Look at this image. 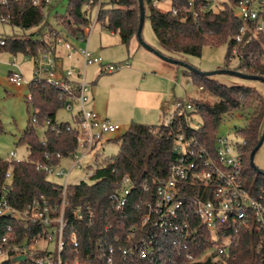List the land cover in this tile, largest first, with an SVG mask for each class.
<instances>
[{"label":"trees","instance_id":"obj_1","mask_svg":"<svg viewBox=\"0 0 264 264\" xmlns=\"http://www.w3.org/2000/svg\"><path fill=\"white\" fill-rule=\"evenodd\" d=\"M88 0H67V12L56 16L57 25L61 31L47 19L45 9L47 0H0V16H10V23L24 31L34 29L29 34L13 36L0 35L6 41L0 46V52L12 54L37 53L46 44L50 31L59 35L76 37L89 24L84 16L83 6ZM98 1V0H94ZM218 11H202L197 19L191 15L180 13L174 15L152 5L151 0H144L146 16L149 9V19L153 31L159 38L161 49L166 56L186 53L200 56L205 45L213 47L228 44L226 54L227 66L234 57L233 49L237 48L239 58L237 70L257 74L264 77V32L241 42L235 40L241 21L234 14L231 6L237 0H229ZM101 25L113 32H118L121 42L129 45L134 37L140 21L139 0H104L99 16ZM138 39V37H137ZM141 45V43H140ZM184 74L191 76L192 82L201 92H208L218 98L211 103L195 100V111L199 114L202 125L199 129L189 126L185 117H177L171 124H146L132 121L128 129L116 138H110L119 144V152L114 156H105L97 160L95 173L90 180L73 183L67 191L66 214L82 207L94 214L91 221L85 217L75 221L73 232L79 241V256L83 261L91 256L99 259L97 246L101 239L107 237L109 243H115V235L125 238L132 227H135L146 212V204L154 197L155 182L167 177L171 164L176 160L174 150V132L183 127L194 135L212 154L216 152L218 130L224 115L236 110H243L246 125L236 129L235 134L245 140L242 148L243 170L247 176L246 183L252 192L264 199V175L254 169L250 163V155L258 145L264 130V95L257 89L243 84L228 85L213 76H204L186 68ZM30 96H27L34 108V113L19 139V144L26 145L29 155L26 159L17 161L0 156V188L5 182L6 173H11L13 189L9 199L18 208H24L34 198L44 197L52 206H57L62 200V185L48 179V174L36 168L37 162L60 161L63 157L77 151L76 127L69 121L58 122L57 113L64 108V102L59 99L56 87L40 83L29 85ZM36 120V123L33 122ZM50 120L51 124L46 125ZM52 126L57 128L52 129ZM44 127L40 136L37 128ZM3 121L0 117V133L3 131ZM49 154V157H47ZM131 179V193L123 211L117 210L113 195L125 187L124 176ZM148 190H145V187ZM192 226L197 231L174 232L160 236L156 255L137 258L134 264H259L262 249L258 247L260 235L252 228L240 227L235 231L229 253L221 259L213 256L206 261L190 262L185 252L190 250L194 256H199L205 249L222 244V237L213 239L211 231L192 217ZM4 223H12L17 230L21 224L5 219ZM106 226L108 229L106 230ZM71 227L68 230L70 234ZM125 242V241H124ZM72 245L68 242V249ZM117 264H127L121 256L116 257ZM5 264H14L6 261ZM26 264V263H20Z\"/></svg>","mask_w":264,"mask_h":264},{"label":"built area","instance_id":"obj_2","mask_svg":"<svg viewBox=\"0 0 264 264\" xmlns=\"http://www.w3.org/2000/svg\"><path fill=\"white\" fill-rule=\"evenodd\" d=\"M102 1L88 0L84 3V16L89 24L76 37L59 35L50 31L46 44L37 53H22L25 61L32 62V79H28L14 54L9 72V81L16 85L45 83L59 91V99L64 102L65 110L73 114L76 127L77 151L66 157L58 154L60 161L37 162L36 168L62 179V200L52 206L44 197L34 198L24 208L12 204L9 195L13 189L11 173L7 172L5 182L0 188V264L12 261L14 264H117L119 255L127 264H134L136 259L156 255L159 238L174 232L197 231L192 226V217L211 231L212 238L222 237V244L205 249L199 256L188 250L185 257L188 261H206L213 256L219 260L229 253L235 231L240 228H252L259 233L258 247L262 249L258 263L264 264V199L256 196L247 185V176L243 170L242 148L245 140L240 142L218 135L216 152L212 154L203 144L183 127L174 132V150L176 160L171 164L166 178L155 182L154 197L146 204V212L140 222L130 229L125 238L115 235V243H109L107 237L101 239L97 251L99 259L88 256L84 261L77 256L79 241L73 232L75 221L85 217L92 220L91 210L75 209L69 217L66 214L67 191L71 184L69 177L75 167L84 169L83 162L90 161L85 168V179L90 180L95 173L97 160L105 157L98 146L109 141L111 135L121 129L118 123L102 116L90 108L92 99V82L87 70L91 66H99L101 73H113L131 66L126 61L109 62L96 54L90 47L91 35L95 26L100 23ZM6 0H2L5 3ZM49 4V0H47ZM169 2L167 10L160 5ZM153 6L174 15L185 13L197 19L202 11H218L229 0H151ZM234 14L241 21L239 32L235 35L237 42L248 40L264 31V0H237L231 4ZM1 22L11 21V17L0 16ZM6 41L0 37V46ZM85 44L81 46L82 44ZM233 53H237L234 47ZM30 96V94H29ZM195 111L193 101L187 97L175 100L174 109L166 124L173 123L177 117H185L189 126L199 129L202 120ZM36 123V120H33ZM51 124L48 120L46 125ZM57 128L52 126V129ZM49 157V154H47ZM10 158L17 161L16 151ZM72 161L69 169L63 167L64 161ZM80 180V181H82ZM79 181V182H80ZM125 187L112 197L116 209L123 211L131 193L130 176L123 179ZM148 190V187H145ZM5 219L21 224L17 230L12 223H4ZM71 227L70 234L68 230ZM108 226H106V230ZM125 241V242H124ZM68 242L72 245L68 249ZM211 252L202 258L204 253ZM25 255L24 261H15L18 256Z\"/></svg>","mask_w":264,"mask_h":264},{"label":"rangeland","instance_id":"obj_3","mask_svg":"<svg viewBox=\"0 0 264 264\" xmlns=\"http://www.w3.org/2000/svg\"><path fill=\"white\" fill-rule=\"evenodd\" d=\"M160 7L167 10L169 2L161 4ZM45 12L48 21L64 32V29L57 25L56 16L66 14L67 0H49ZM148 15L149 9L147 8V18L143 26L142 37L147 44L158 50L161 49V43L153 31ZM261 23L264 26V17H262ZM33 31L34 29L24 31L9 22L0 21V35L13 36L15 34H29ZM83 45L85 44L83 43L81 46ZM94 45H102L110 49L120 59L118 61L128 60L130 63L132 62V68L139 67L143 70L137 74H124L127 71L124 68L113 73H103L92 84L95 109L102 116L121 126L119 132L111 135L110 138H116L123 134L132 121L146 124L166 123L173 112L174 103L177 98L182 99L187 97L193 103L195 100L211 103L218 100L217 97L208 92H201L199 87L192 82L191 76L184 74V70H186L184 66L162 59L153 51L140 45L137 37H134L129 45L123 44L118 32H113L98 23L91 35L90 47L93 49ZM227 50V43L216 47L205 45L200 56L186 53H179L174 56L176 57L175 59L184 61L202 71H215L227 66ZM13 56L14 54L10 52H0V117L4 126L3 131L0 133V156L4 159H9L11 152L16 151L18 159H26L29 155L28 147L19 144V139L34 113V108L32 103L27 99V96L30 94L29 86H16L9 81L8 75L13 69L11 65ZM16 57L25 76L28 79H32V62L25 61L23 54H16ZM104 59L109 62H118ZM157 63H164L169 67V70L163 71L160 66L158 67ZM238 63L239 58L234 54L228 66L230 69L237 70ZM97 69V66L88 68L87 76L89 80H93L96 77ZM241 71L246 72L244 70ZM213 77L228 85L243 84L251 86L263 94L257 87L262 83L259 80L245 79L225 73H217ZM153 90L162 92L161 105L157 110L151 109V106H154V101L151 100ZM166 109H169V112L165 114L164 111ZM56 120L58 122L69 121L74 124L73 114L65 109L58 111ZM246 123L243 110H236L226 114L219 127L218 135L227 136L235 142H240L242 139L235 134V131L239 127H244ZM37 131L42 136L44 127H38ZM98 149L105 156H114L119 152V144L114 140L103 141L99 144ZM88 163L90 161L83 162L84 169L77 167L72 169L69 177L70 183H77L85 179L87 174L85 166ZM254 163L258 169L264 171V142L255 154ZM71 164L72 161L66 160L62 166L69 169ZM48 179L53 182L62 181L61 178L53 175L49 176ZM210 252L211 249H208L202 258Z\"/></svg>","mask_w":264,"mask_h":264},{"label":"water","instance_id":"obj_4","mask_svg":"<svg viewBox=\"0 0 264 264\" xmlns=\"http://www.w3.org/2000/svg\"><path fill=\"white\" fill-rule=\"evenodd\" d=\"M139 6H140V21H139V26H138V30H137L138 40L141 43V45H143L148 50L153 51L158 56H160L162 59H164V60H166L168 62H171V63L182 65V66L190 69L191 71H193L195 73H198L200 75H204V76H213V75H215L217 73H225V74H231V75H235V76H238V77H241V78H245V79L259 80V81L264 82V77L260 76V75H257V74L246 73V72H243V71L230 69V68H223V69L215 70V71H202V70L197 69L196 67H194V66H192V65H190V64H188V63H186L184 61H181V60H178V59H175V58H172V57L164 55L159 50L155 49L154 47H152L151 45L147 44L144 41V39L142 37V30H143V26H144V23H145V16H146L144 0H139ZM263 142H264V130H263V133H262V136L260 138V141H259L258 145L251 152L250 163H251V165H252V167L254 169H256L259 173H262L264 175V171L258 169V167L254 163L255 154H256L257 150L261 147ZM25 259H26V256L25 255H21V256L16 257L14 260L15 261H24Z\"/></svg>","mask_w":264,"mask_h":264},{"label":"crops","instance_id":"obj_5","mask_svg":"<svg viewBox=\"0 0 264 264\" xmlns=\"http://www.w3.org/2000/svg\"><path fill=\"white\" fill-rule=\"evenodd\" d=\"M93 50H94V52L96 53V54H100V55H102L104 58H106L107 60H111V61H118V60H120L119 58H117V56L113 53V52H111V50L110 49H108V48H106V47H104V46H99V45H94V47H93ZM119 62V61H118ZM132 63V62H131ZM158 64V67L160 66L162 69H163V71H168L169 70V67H167L164 63H157ZM132 65V64H131ZM97 66V65H96ZM98 67V69H97V72H96V77L93 79V80H89V81H91L93 84L98 80V78L100 77V75L101 74H103V73H101V68L99 67V66H97ZM124 69H127V71L126 72H124V74H137V73H140V72H142L143 70H142V68H137V67H135V68H132V66H130V67H127V68H124ZM156 73H158V72H156ZM168 73V72H167ZM156 76H158L157 74H156ZM159 77V76H158ZM223 80V79H222ZM259 82H262V81H259ZM262 83H264V82H262ZM262 83H260V85H258L257 87L263 92V94H264V84L262 85ZM153 97L151 98V100H153L154 101V106H151V109H155V110H157L159 107H160V99H161V94H162V92L161 91H155V90H153ZM92 99H91V101H90V103H89V106H90V108H92V109H94V110H96L95 109V107H96V105H95V101H94V97H93V89H92ZM155 103H157V104H155ZM97 111V110H96ZM98 112V111H97ZM167 112H169V109H166L165 111H164V113L166 114ZM99 113V112H98Z\"/></svg>","mask_w":264,"mask_h":264}]
</instances>
